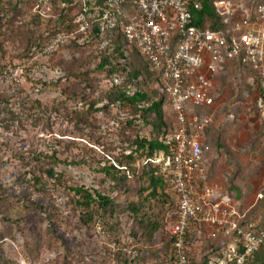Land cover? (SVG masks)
Segmentation results:
<instances>
[{"label":"rangeland","instance_id":"rangeland-1","mask_svg":"<svg viewBox=\"0 0 264 264\" xmlns=\"http://www.w3.org/2000/svg\"><path fill=\"white\" fill-rule=\"evenodd\" d=\"M214 4L224 12L222 0ZM75 7L62 0H0V264H174L169 228L176 195L167 183L150 195L141 159L126 157L136 133L156 132L141 119L128 123V108L107 107L106 100L84 112L112 86L113 74L99 66L105 50L127 71L143 61L129 44L120 59L112 34L94 41V13H85L89 27L82 31ZM121 76L125 82L127 72ZM146 78L162 93L156 76ZM142 83L132 82L131 91ZM213 96L210 108L199 111L211 117L204 135L209 176L249 217L264 222L263 90L251 69L231 62L216 74ZM163 111L172 124L165 98ZM118 161L129 172L113 181L102 168ZM50 167L63 175L61 183L47 176ZM80 185L111 196L113 211L84 222L78 197L66 187ZM199 238L190 242L193 264L212 245L207 235ZM257 264H264V251Z\"/></svg>","mask_w":264,"mask_h":264},{"label":"built area","instance_id":"built-area-1","mask_svg":"<svg viewBox=\"0 0 264 264\" xmlns=\"http://www.w3.org/2000/svg\"><path fill=\"white\" fill-rule=\"evenodd\" d=\"M222 3L225 29L193 23L192 6L200 7V0H105L96 12L102 32L120 28L146 60L172 113V127L162 137L166 149L149 161L165 172L177 198L169 228L174 264H190V242L204 235L212 243L207 264H251L264 245V222L242 211L239 200L211 180L206 165L204 135L211 117L199 111L214 102L218 71L238 62L264 91V0ZM80 21L86 31L85 13ZM258 109L264 115V95Z\"/></svg>","mask_w":264,"mask_h":264},{"label":"trees","instance_id":"trees-1","mask_svg":"<svg viewBox=\"0 0 264 264\" xmlns=\"http://www.w3.org/2000/svg\"><path fill=\"white\" fill-rule=\"evenodd\" d=\"M62 1L67 2L70 9H73L72 6L76 5L74 9H77L78 13H86L87 11L93 12L95 16L92 20L91 28H89V31L93 32V34L89 35L92 36L94 41L103 43V39L106 40L108 34H112L113 38H111L110 41L114 53L119 56L120 59L126 58L125 54L128 52V50L125 44L128 45L129 43L120 28L107 32H102L100 30L99 18L96 15V12L97 8L104 6L105 0H94L93 2H90L89 0ZM200 1V7L192 6L193 23L202 28L225 29L227 25L223 21L221 12L217 10L216 5L214 4L217 0ZM131 47L135 50V53H137L142 59V66L137 69L135 68L133 71H127L125 65L126 63H119L118 66H114L112 64L110 56L107 54V50H105V55L102 56L99 66L101 67V69L108 68L109 72L113 74L112 86L104 93H102L101 98L97 102L93 101L89 103L88 108L85 111L80 110L76 113L81 114L83 113V111L92 113L95 106L100 101L106 100L107 107H110L113 104H119L128 108V111L132 114V120H129L128 123H132L137 121V119H141L151 124L152 130L156 133H154L152 137L141 136L136 133L131 141V152L126 154V157L130 161L135 160L137 157L141 159L143 167L140 177L144 179L145 184L147 185L144 189L150 190V195L155 197L158 189H160L165 183L170 186V183L161 167L159 165L153 164L149 161V159L152 158L153 154L156 151L166 149L165 145L162 142V137L168 133V131L172 127V124L166 122L165 120L163 111L165 98L164 92L162 91V94L157 90L152 89L149 86V83L146 81V75L155 77V74L150 71L146 60L139 54L135 46L131 45ZM123 72H127L125 82H123L124 80L121 76V73ZM138 79H141V81L143 82L142 85L131 91L130 84L134 81H137ZM161 132H163L162 135H159V133ZM51 158L54 165H57L61 162L56 154L51 155ZM117 163V165L111 163L102 168V171L104 172L106 177L113 181H115L116 179L123 180L126 177L127 172H129V167L123 164V162L118 161ZM46 174L49 178L59 181V183H61L60 181L64 179L62 174L55 171L54 167L48 168L46 170ZM35 181L37 183H41L38 178H36ZM66 187L70 191L74 192L75 196L78 197L77 206L85 212V214L82 216L84 222H88V220L90 221L93 216L101 210L113 211L114 209L113 198L102 193L98 189H89L83 185ZM84 217H88V220H86ZM170 242L172 243L171 239ZM262 251H264V245L261 247V249L257 253L255 260L251 262V264H257L259 254ZM190 264H193V262L191 261ZM200 264H207L205 258Z\"/></svg>","mask_w":264,"mask_h":264},{"label":"crops","instance_id":"crops-1","mask_svg":"<svg viewBox=\"0 0 264 264\" xmlns=\"http://www.w3.org/2000/svg\"><path fill=\"white\" fill-rule=\"evenodd\" d=\"M235 62V61H234ZM229 63H231V62H228L227 64H229ZM236 63H238V62H236ZM239 64V63H238ZM226 65V64H225Z\"/></svg>","mask_w":264,"mask_h":264}]
</instances>
